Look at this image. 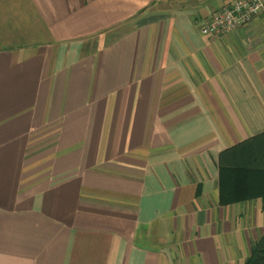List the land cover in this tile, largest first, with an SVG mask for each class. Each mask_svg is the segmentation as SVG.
Here are the masks:
<instances>
[{"label": "crops", "instance_id": "obj_1", "mask_svg": "<svg viewBox=\"0 0 264 264\" xmlns=\"http://www.w3.org/2000/svg\"><path fill=\"white\" fill-rule=\"evenodd\" d=\"M236 0H0V264H246L264 201L221 206L264 133V13Z\"/></svg>", "mask_w": 264, "mask_h": 264}, {"label": "trees", "instance_id": "obj_2", "mask_svg": "<svg viewBox=\"0 0 264 264\" xmlns=\"http://www.w3.org/2000/svg\"><path fill=\"white\" fill-rule=\"evenodd\" d=\"M221 206L264 201V133L226 151L219 165ZM246 264H264V236Z\"/></svg>", "mask_w": 264, "mask_h": 264}, {"label": "built area", "instance_id": "obj_3", "mask_svg": "<svg viewBox=\"0 0 264 264\" xmlns=\"http://www.w3.org/2000/svg\"><path fill=\"white\" fill-rule=\"evenodd\" d=\"M264 13V0H236L217 11L204 23L202 34L220 38L248 26L255 17Z\"/></svg>", "mask_w": 264, "mask_h": 264}]
</instances>
